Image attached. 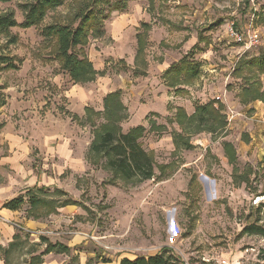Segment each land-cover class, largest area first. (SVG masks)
<instances>
[{
    "label": "rangeland",
    "instance_id": "obj_1",
    "mask_svg": "<svg viewBox=\"0 0 264 264\" xmlns=\"http://www.w3.org/2000/svg\"><path fill=\"white\" fill-rule=\"evenodd\" d=\"M76 3L68 1L48 12L38 27H15L7 36L0 35V57L15 66L8 70L0 64V94L5 98L0 133L6 130L29 148L20 167H0V187L8 198L24 196L34 188L24 184L34 174L41 179L37 188H58L85 206L74 223L102 228L114 222L111 242L93 243L100 262L109 254L152 255L167 243L173 249L166 256L175 264L258 263L264 240L243 235L242 230L254 222V209L264 202V104H239L242 80L249 75L237 79L233 70L239 61L264 56V0H128L123 12H113L104 21L100 38L89 37L84 51L105 76L83 85H72L58 63L47 59L51 44L41 34L50 24L66 23ZM22 4L0 3V15L12 13L21 24ZM144 24L150 28L146 34ZM231 24L238 32H255L258 44L243 52L229 36ZM138 34L145 37L146 66L140 57L135 59ZM12 38L15 43L9 44ZM184 57L198 65L199 75L188 85L170 89L165 71ZM258 79L264 89V75ZM115 91L127 112L122 132L146 128L141 144L152 152L156 167L142 190L119 180L113 189L106 187L110 173L91 165L89 158V126L70 117L83 122L84 108L100 112L105 95ZM216 98L225 103L224 112L229 106L235 114L223 132H197L194 124L174 122L176 108L190 116L197 106ZM146 117L164 131H148ZM1 138L0 149L6 154L8 146ZM224 143L236 152L233 165L224 155ZM81 160L84 168L78 165ZM104 206L112 210L105 212ZM72 210L57 223H49L50 217L42 220L63 232ZM171 222L178 224L179 237L169 235ZM31 245L27 242L17 250L10 264L28 262Z\"/></svg>",
    "mask_w": 264,
    "mask_h": 264
},
{
    "label": "trees",
    "instance_id": "obj_2",
    "mask_svg": "<svg viewBox=\"0 0 264 264\" xmlns=\"http://www.w3.org/2000/svg\"><path fill=\"white\" fill-rule=\"evenodd\" d=\"M14 0H0V3H9ZM24 2L21 8L24 13L23 22L17 24L14 14L7 13L0 15V35L7 36L9 30L15 27L29 29L38 27L44 21L48 12H52L63 6L66 2H77L73 14L64 24L53 23L41 30L44 39L50 43L49 57L58 63L59 69L66 73L73 85H83L94 82L98 77H104L105 72H97L89 61L84 48L89 37L100 38L104 33V21L111 13H121L127 8L128 0H17ZM107 7L105 10L104 8ZM149 26L143 25V34L149 30ZM143 34L136 36L137 50L135 59L141 58L143 64L145 37ZM11 39L9 44H14ZM0 64L4 69L14 70L8 58L0 57ZM247 73L243 87L238 94L239 104L243 107L261 102L264 104V89H262L259 77L264 75V56L253 58L249 61H239L234 70L235 78H241ZM199 75L198 65L187 62L182 58L177 66H171L164 74L167 76V85L170 89H176L182 84H190ZM181 76L183 78H181ZM1 91V88H0ZM217 102L211 101L203 106H197L191 116H187L183 109L176 108L174 122L182 126L185 122L194 124L197 132H208L211 134L221 133L226 128L225 117L222 115L224 107ZM5 105V98L0 94V109ZM72 120L81 125H88L91 131L92 140L88 148L91 165L94 167L101 164L102 168L111 174L110 184L114 185L117 180L127 184H139L149 181L155 176V162L152 152L145 151L141 144L146 128L136 126L126 133L122 132L121 123L127 119L126 108L121 102L120 92L115 91L107 94L102 100V110L94 111L92 108L84 109V121L81 122L75 115L70 116ZM97 121H100L97 123ZM150 132L156 130L164 131L163 127L156 126L155 122L146 117ZM174 144V143H173ZM222 149L229 164L236 162V152L230 143H224ZM235 170V168H233ZM248 177L244 181L248 183ZM264 198V187L260 193ZM264 201V200H263ZM74 205L67 194L59 189L50 192L45 187L27 190L25 195H20L3 204L2 208L9 211H19L26 206V216L32 219H41L57 214V209ZM79 205V204H78ZM103 210L106 207L102 208ZM254 222L245 225L242 234L255 236L264 240V202L254 209ZM27 244V237L16 236L6 250L2 252L7 264H10V256ZM40 244L45 248L41 254L55 252L58 254L68 253V249L59 243L52 244L41 237ZM168 248H162L157 254L148 257H139L133 261L123 259L119 264H175L170 256ZM40 256L31 259L28 264H38ZM264 264V249L258 254V263Z\"/></svg>",
    "mask_w": 264,
    "mask_h": 264
},
{
    "label": "crops",
    "instance_id": "obj_3",
    "mask_svg": "<svg viewBox=\"0 0 264 264\" xmlns=\"http://www.w3.org/2000/svg\"><path fill=\"white\" fill-rule=\"evenodd\" d=\"M98 78H102V77H98ZM110 93H112V92H110ZM212 101H214V100H212ZM216 102L217 103L215 104V107H217L218 104H221L223 107L225 105V103L221 100L216 101ZM238 102H239V100H238ZM250 105H248V106H250ZM227 107H229V106H227ZM222 115L225 117L226 126H227L228 123L231 122L229 120L227 111L224 112V109H223ZM0 136L2 137L1 143L2 142L7 143V146H8L7 150L5 151L6 154H4V151L2 149H0V167H3V166H9V167L10 166L11 167L18 166V167H20L22 164L21 161L24 159L27 160V158H28L29 148L25 145H20V143L17 141V138L13 137L6 130L5 131L2 130L0 133ZM79 162H80V164H78V165H80L82 168H84L85 161L81 160ZM99 166H101V164H99ZM76 173H79V171H76ZM25 175H27V174L25 173ZM109 175L111 176V174H109ZM26 177H28V176H26ZM40 181H41L40 176L35 177L33 174V175H30V177L27 179V182H25L24 184H27L28 187L37 188V185L40 184ZM145 182L136 184L134 186L136 187L138 185L139 187L137 189L140 188V190H142L143 189L142 187H143ZM106 185H107L106 187H108L109 189H113L114 188L113 186H115V185H112L110 183H108ZM41 187H44V186H41ZM45 188H47V187H45ZM54 189H58V188H54ZM61 191L64 192L65 194H67L65 191H63V190H61ZM67 196H68V194H67ZM12 199H14V198H8L7 195L5 194V188L0 187V264H7L3 258L2 252L4 250H6L12 242H14V238L16 236H19L21 238L22 237L24 238L26 236L27 242H29L30 244H33L31 246H33L34 250L28 254L29 255L28 257H30V258H29L28 262H26L24 264L30 263L31 259L36 257V256H40V258H41V262L38 264H72L71 259H75L77 264H89L90 261H92V264H119L120 261L123 259L133 261L139 257L153 256V255L157 254L162 248L173 249V246H170L169 244L165 243L164 246H162L157 252H155L152 255H150V254L139 255V256L120 255V256L112 257L111 256L112 254H109V256H107L108 260H106L105 262H100L101 258L97 259V257H98L97 251L98 250L93 243H96L95 240L100 241V244H103V245L105 243L106 244L110 243L112 240L111 237H114L110 232L114 228H117V226L114 222L105 223V224H103L104 227H102V228L98 227V224L90 225L88 223H82V222H75L74 223V218L77 217L76 215H80L79 214L80 212L84 211L82 208H84L85 206H83V204H80L78 201L71 199L72 201L77 203L76 206L68 205V206L59 208V209H57V214L49 216L50 217L49 223H55V222L57 223L58 218H62L64 216V214L70 213L69 209H73L71 212L72 216H69L66 220L67 224H65V225H67L68 227L65 229V231L57 233L55 230L57 227H49L48 226L49 223L42 220V219H45L47 217L37 219V220L32 219V218H28L26 216V209L27 208H25L23 210H19V211H9V210L3 209L2 208L3 204L12 200ZM140 200L143 201V196H141ZM104 207H106V206H104ZM108 210L110 211L112 209L109 207H106V209L104 211L106 212ZM11 223L18 225L19 227L23 228L26 231H29L31 233V235L23 234L22 231L15 228L13 225H11ZM100 231H103L104 233L98 234V232H100ZM40 232H52V233L54 232V233L51 236H42V235L38 234ZM41 237L47 239L52 244L59 243L60 245L66 247L69 252L68 253H62V254L51 252L49 254H45V255L41 256V254L45 248L44 244H40V238ZM56 237H61V238L60 239L57 238L56 240H51L52 238L55 239ZM101 241H104V242H101ZM11 256H10L9 262H11ZM70 257H72V258L70 259Z\"/></svg>",
    "mask_w": 264,
    "mask_h": 264
},
{
    "label": "built area",
    "instance_id": "obj_4",
    "mask_svg": "<svg viewBox=\"0 0 264 264\" xmlns=\"http://www.w3.org/2000/svg\"><path fill=\"white\" fill-rule=\"evenodd\" d=\"M229 36L232 38V40L239 46H241V49L243 52L248 51L250 48L256 46L258 44V35L255 32L247 31L246 33L238 32L234 29L233 25L231 24V27L229 28ZM216 101H220V98H216ZM228 111V117L229 120H233L235 117V114L233 110L229 107H227ZM15 228L19 229L23 232L25 235H31L29 231L24 230L23 228L19 227L16 224H12ZM168 233L172 238L179 237L180 235V228L178 227V224L176 222H171L168 225ZM42 236H51L53 235L52 232H40L38 233ZM220 264H228L227 261H221Z\"/></svg>",
    "mask_w": 264,
    "mask_h": 264
}]
</instances>
